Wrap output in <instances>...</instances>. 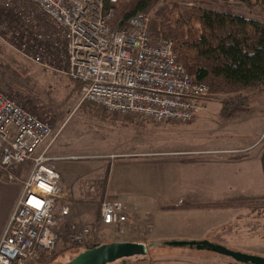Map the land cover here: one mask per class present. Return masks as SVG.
<instances>
[{"label":"rangeland","instance_id":"374dc122","mask_svg":"<svg viewBox=\"0 0 264 264\" xmlns=\"http://www.w3.org/2000/svg\"><path fill=\"white\" fill-rule=\"evenodd\" d=\"M166 1L179 6L201 5L223 9L264 20V6L261 4L249 7L238 0H160L158 6ZM149 12L153 17L154 9ZM13 22H16L14 14L0 7V25L8 26ZM17 36L20 37V32ZM14 43H17L16 39L0 28V90L24 103L51 123L53 131L44 146H48L47 155L59 157L52 160L51 165L61 171L62 184L67 191V201L71 205L73 217L93 225L88 239L98 240L101 243L142 240L149 245L146 255L126 257L110 264H253L211 249H198L188 245L169 246L163 243L165 239L154 241L150 223L146 226L141 225L137 217L130 212L131 217L134 216L135 223H127L121 231L113 226H95L100 216L102 201L107 197L112 198L106 196V193L102 196L99 183L106 178L107 166L113 159H116L117 165L112 167L109 173L112 190L119 195L118 199L122 201L129 199L132 205L142 206L143 209H150L152 214H159L161 219L158 224L155 222L154 226L159 228L161 226L160 235L174 232L178 227L187 233H198L205 229L204 226L208 223H219L220 225L209 231L208 236L203 240L264 257V197L255 196V189L252 186L246 187L247 179L237 178L235 182L237 195L220 198L223 201H230L228 204L234 206L224 213L216 215L213 209L186 210L181 220L175 222L170 215L177 214L176 207L169 206L162 209L161 205L196 201L193 200V196L199 193L197 197L199 198L203 188L207 189V197L216 198L211 196L215 184H211L207 174L206 176L203 174V167H194L193 170L185 167L187 173L183 175V186L181 189L178 188L177 193L174 189L170 199L168 193L165 196L162 190H156L154 187H147L144 190L138 184L139 178L144 174L143 170L138 169L133 163H124L129 160L134 162L135 159H119L137 157L138 154L149 158L166 156L199 159L209 153H212L211 158L226 157L237 160L247 158L264 143V124L261 123L262 120L264 121V116L259 119L257 115L246 113L228 123L220 115V105L229 94H217L211 89L203 98L202 106L196 112L198 115L197 117L195 115L192 122H157L110 114L91 103H81V90L77 88L76 82L55 68L28 59L16 50ZM7 84H12L16 89L26 93V99L15 98L7 91ZM245 93L251 96L254 113H258L260 111L258 106L264 107V89L260 92L248 89ZM33 97H36V100H33ZM207 102H211L208 108L201 111ZM255 107H258V110ZM39 108L46 109L47 114L43 115ZM260 127H263L262 131L251 142L257 141V145L247 148L245 144L248 143L249 137L258 133ZM245 134V137H241ZM208 138L209 140L211 138L209 147ZM221 145H225V148ZM25 165L31 166L30 163ZM208 166L211 164L204 168L207 170ZM206 173L214 176L209 171ZM26 174L27 172L23 173V176ZM127 175L136 177L133 180L134 185H128V182L124 181ZM91 184H95L96 191L89 189ZM208 188L211 190L208 191ZM183 193L184 197L177 199L176 195L181 196ZM175 226L177 227L173 228ZM63 232L55 252L38 264H64L82 251L80 245L68 241V228L63 229ZM153 241L154 245H152ZM139 258H145L147 262H142Z\"/></svg>","mask_w":264,"mask_h":264},{"label":"built area","instance_id":"2783aa9c","mask_svg":"<svg viewBox=\"0 0 264 264\" xmlns=\"http://www.w3.org/2000/svg\"><path fill=\"white\" fill-rule=\"evenodd\" d=\"M0 7L15 16L0 28L16 39V50L81 82V103L122 117L187 123L209 93L179 61L174 41L152 33L150 12H136L121 26L105 0H0ZM52 131L50 122L0 90V179L22 185L0 238V264L42 262L65 228L71 243L83 244L92 233L91 223L72 215L61 173L51 165L59 157L47 155ZM89 189L96 191L95 184ZM127 223L135 219L124 201H102L95 226L121 231Z\"/></svg>","mask_w":264,"mask_h":264},{"label":"trees","instance_id":"16d2710c","mask_svg":"<svg viewBox=\"0 0 264 264\" xmlns=\"http://www.w3.org/2000/svg\"><path fill=\"white\" fill-rule=\"evenodd\" d=\"M159 1L105 0V6L115 7L113 24L120 22L121 26L136 12L154 9L152 33L162 32L174 41L179 61L198 81L206 83L214 93L229 94L222 100L221 117L230 120L251 113L252 99L245 90L264 89V20L201 5L179 6L166 1L158 6ZM238 1L249 7L264 6V0ZM73 81L80 89L81 82ZM6 89L15 98L26 99L27 94L14 85L7 84ZM39 109L47 114L46 109ZM106 179L107 176L99 183L102 196L106 193ZM96 244L101 242L89 239L83 244L74 243L82 250Z\"/></svg>","mask_w":264,"mask_h":264},{"label":"crops","instance_id":"0c3cea01","mask_svg":"<svg viewBox=\"0 0 264 264\" xmlns=\"http://www.w3.org/2000/svg\"><path fill=\"white\" fill-rule=\"evenodd\" d=\"M209 103L211 102H207L205 106L201 109V111H204L205 109H207L209 106ZM258 107H255L256 110L260 109L258 113H254V109H253V111L249 113V115L250 114L255 115V116L257 115L259 119H261V117L264 116V107L263 106L260 107V105ZM220 108H221V105H220ZM226 121L230 123L234 121V119L226 120ZM261 123L264 124V121L262 120ZM262 129L263 127H260V129L258 130V133L256 132L254 136L249 137L248 143L245 144L247 145V148L248 147L252 148V146L254 147L257 145L256 143L257 141H254V143H251V142H253L254 140L253 138H255V136L256 137L259 136ZM225 134H226V130L224 132V136ZM245 136L246 134L241 135V137H245ZM209 141H210V145H208V147L211 146V138ZM261 145L262 146H260L253 154L249 155L247 158H243L240 160H237L234 158L228 159L226 157L211 158L210 154L212 153H209V155H203L199 159L190 158V157L177 158V157H166V156H158V157L149 158V157H141L140 154L136 155L137 157L119 158V159H122V160L135 159L133 160L134 162L129 160V161H124V163H133L135 166H138V169L143 170L144 174L139 178L138 184L142 186L144 190L147 187H154L156 190H162L165 196L168 193L167 196H169L170 199L172 198L171 193H173V190L175 189V193H177L178 188L180 187L181 189V186H183V182H184L183 175L185 174V172L187 173V168L185 167H189V169L191 170H193L194 167H198V166L203 167V169L201 168L203 174L205 176L207 174V177L209 179L208 181L213 185L215 184L214 185L215 190L212 191L211 196L216 197V198L207 197L206 195L207 189L203 188V191L201 192V195L199 198H197L199 196V193L197 194V196H193L194 197L193 200H196V201L175 204V207H176L175 211L177 212V214L170 215V218L172 220H175V222H179L181 220V217L183 216V212L186 210L200 211L201 209H204V210L213 209L214 213L217 215L218 213H221V214L224 213L228 208L234 207L233 205H231V203L228 204V202L230 201H223V200H220V198L227 196V195H237V187H236L235 182L238 177H244V179H247L246 187L247 185L252 186L255 189L254 191L255 196L264 197V143H262ZM221 147L225 148V145H221ZM210 164L211 166H208L209 169L206 170L205 169L206 165H210ZM116 165H117L116 159H113L109 162V165L107 166L106 196H109V197L111 196L112 198L118 199L119 195L114 193V191L112 190V185H111L112 179L109 178V173L112 167H115ZM29 171H30V167L24 164L20 168L19 173L23 175V173L27 172V174L24 175V176H27L29 174ZM207 171H209L214 176H210L208 173H206ZM59 172L61 173V171ZM232 177H233V180H232ZM135 178L136 177L133 175H130V176L127 175V177L124 178V181H127L128 185L129 184L134 185L133 180ZM203 178L206 179L205 177ZM238 189L239 190L241 189L240 186H238ZM209 190L211 189L208 188V191ZM21 193H22V185L20 183L7 182V181H3L0 179V238L4 232V229L8 223V220L13 210L15 209L17 205V201ZM176 196H177V199L179 198L182 199L184 197V193L183 195L181 194V196L180 195L179 196L176 195ZM202 198H205V199H202ZM124 202L127 205V208L130 214L135 215L137 217L136 219H138V222L141 225L146 226L147 223H150V226H152V233H151L152 239L154 241L156 239L173 240L176 238H179V239L180 238H195L194 240H203L205 237L208 236L207 234L209 231L213 230L214 227H218L220 225L219 223L217 224L208 223L206 226H204L205 229H203L202 231L198 233H187V231L181 230V227H178L176 229L177 231L176 230L174 232L172 231L173 233L171 232L169 234L160 235L161 226L160 228L159 226H154V223L156 222L158 224L159 219H161V217H159V214L157 213L152 214L150 209H143L142 206L132 205L129 199H126ZM171 205L172 204L165 203L161 205L160 207L164 209V207L171 206ZM161 221L162 220H160V222ZM176 227L177 226L173 228H176ZM182 228H184V226ZM154 241L152 245L155 244ZM142 242L146 244L147 252H148L149 245L146 243V241H142ZM147 252L143 255H146ZM139 259H141L142 262H147V259L145 258H139Z\"/></svg>","mask_w":264,"mask_h":264},{"label":"water","instance_id":"95a60500","mask_svg":"<svg viewBox=\"0 0 264 264\" xmlns=\"http://www.w3.org/2000/svg\"><path fill=\"white\" fill-rule=\"evenodd\" d=\"M169 246H190L198 249H211L233 256L239 261L253 264H264V257L256 254L244 253L232 250L222 244L213 243L209 240H181L173 239L163 242ZM147 252V246L142 241H112L87 247L70 261L64 264H110L118 259L143 255Z\"/></svg>","mask_w":264,"mask_h":264}]
</instances>
